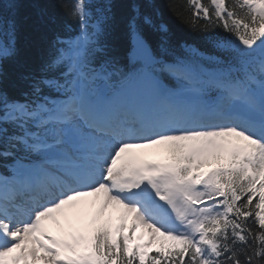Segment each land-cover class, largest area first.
<instances>
[{"label": "snow or ice", "instance_id": "6c2138e0", "mask_svg": "<svg viewBox=\"0 0 264 264\" xmlns=\"http://www.w3.org/2000/svg\"><path fill=\"white\" fill-rule=\"evenodd\" d=\"M59 2L34 0L46 57L12 78L0 0V264H264V0H172L199 45L152 0Z\"/></svg>", "mask_w": 264, "mask_h": 264}, {"label": "trees", "instance_id": "16d2710c", "mask_svg": "<svg viewBox=\"0 0 264 264\" xmlns=\"http://www.w3.org/2000/svg\"><path fill=\"white\" fill-rule=\"evenodd\" d=\"M160 13L161 20L168 26L172 38L176 41H187L199 45L196 33L182 22L171 10L172 0H152ZM128 0H117V11L122 14L127 9ZM40 5L46 7L50 15H54L62 24L67 21L59 0H40ZM20 28L18 33L19 55L16 64H9L7 71L12 78L19 71H36L46 57L47 40L51 33L39 21L37 7L34 0H21L19 8ZM70 22V21H69ZM223 35V33H220ZM114 43L126 55L130 42L123 29L116 33Z\"/></svg>", "mask_w": 264, "mask_h": 264}, {"label": "rangeland", "instance_id": "374dc122", "mask_svg": "<svg viewBox=\"0 0 264 264\" xmlns=\"http://www.w3.org/2000/svg\"><path fill=\"white\" fill-rule=\"evenodd\" d=\"M137 152L147 156L148 158H156L160 159L163 158L162 153L158 149H139L136 150ZM97 206H90L84 209V211L81 213L79 218L73 222L71 227L69 225L65 224V228L69 230H74L77 228H83L84 226L91 224L94 216L96 215L97 212ZM108 214H114L115 216V221L117 222V213L112 211L111 209L109 210ZM108 214L105 215V219L108 218ZM61 222L64 223L63 217H61ZM50 226V230L53 231L54 233H61L58 228L52 223L48 222ZM63 233H61L62 235ZM141 234L144 235V238L147 239V230L146 229H138L137 230V236H140Z\"/></svg>", "mask_w": 264, "mask_h": 264}]
</instances>
